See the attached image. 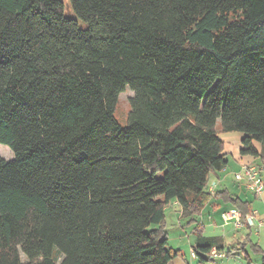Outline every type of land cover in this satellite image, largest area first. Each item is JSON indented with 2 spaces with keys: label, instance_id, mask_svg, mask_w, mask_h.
<instances>
[{
  "label": "trees",
  "instance_id": "1",
  "mask_svg": "<svg viewBox=\"0 0 264 264\" xmlns=\"http://www.w3.org/2000/svg\"><path fill=\"white\" fill-rule=\"evenodd\" d=\"M68 3L0 0V264H170L166 207L208 202L218 129L264 158V0Z\"/></svg>",
  "mask_w": 264,
  "mask_h": 264
},
{
  "label": "crops",
  "instance_id": "2",
  "mask_svg": "<svg viewBox=\"0 0 264 264\" xmlns=\"http://www.w3.org/2000/svg\"><path fill=\"white\" fill-rule=\"evenodd\" d=\"M218 134L224 144L223 152L228 158V165L226 166V168L212 172L210 174L205 190L206 192L211 194V197L208 202L205 203V205L201 208L198 214L191 215L187 213L176 200L172 201L166 207V223L169 216H176V227L180 228L178 235L174 237V241L177 242L178 247H172L177 250H181L183 254L181 258L184 264H204L200 262L198 257H194L192 255L193 246L198 239V234L204 235L208 229L218 228L215 220V216L216 214L218 215V211H221V217L223 220L224 212L232 209H238L228 201L229 198H239L242 201H246L251 204V212L255 214L257 220L261 223V225L258 228L257 232L247 226L242 229H236L234 225L232 227L233 229L228 227L225 228L224 226L221 227L224 233L221 238H223L229 248H232L239 243H245L244 248L236 251L235 256L231 258L226 257L229 260V262H226V264H242L236 261L237 258L238 260H241L242 257H244L246 264H263L264 193L261 196L255 195L247 188L244 182H238L235 179V173L240 171L244 164H254L260 167L262 176L264 178V158H262L261 156L241 154L240 149L242 146L244 133L239 131L222 132L220 129H218ZM255 146L259 152H261V150L263 149V145L259 142H256ZM212 183H215L213 192L210 190V185ZM201 216L205 218L204 222H200ZM222 225H230V223L226 224L223 220ZM237 246L241 247L239 245ZM249 251L255 253V255L258 256V259L253 258Z\"/></svg>",
  "mask_w": 264,
  "mask_h": 264
},
{
  "label": "rangeland",
  "instance_id": "3",
  "mask_svg": "<svg viewBox=\"0 0 264 264\" xmlns=\"http://www.w3.org/2000/svg\"><path fill=\"white\" fill-rule=\"evenodd\" d=\"M65 2H66V7H67L68 13H71L68 0H65ZM133 95H134V93H133V91L130 88H127L124 92H122L119 95L118 105H117V109H116L115 115H116L117 119L119 120V122L121 124H125L127 122V117H128L129 111H130V98ZM0 156L5 158L6 160H11L14 157L12 150L7 145H3V144H0ZM215 217H216L215 220H216L218 228H216V229L210 228V229L207 230V232H205L204 235L207 236V237L215 236V237L221 238L222 235L224 234L223 230L221 229V227L224 226L225 228L226 227L232 228L234 224L230 223V225H222L223 220H222V217H221V211H218V215L216 214ZM200 219H201L200 222H204L205 221V218L203 216H201ZM176 221H177V217L176 216L175 217L169 216L167 218V227H168L167 231H168L169 239H170L169 242H170V245L173 246V247H178L177 246L178 245L177 242L174 241V237L176 235H178V232L180 231V228L176 227L177 226ZM219 229H221V230H219ZM249 252H250V254H251V256L253 258L258 259V256H256L255 253H253L252 251H249ZM22 258L24 259V261H26L24 255H22ZM236 261L240 262L242 264H246L244 257H242L241 260H238V258H237ZM226 262H229V260L225 257V258H219V259H215V260H212V261H208V262H206L204 264H226ZM180 263H183L181 257H179V258L175 259L174 261L170 262V264H180ZM259 263H261V262H259ZM196 264H198V263H196ZM254 264H257V263H254Z\"/></svg>",
  "mask_w": 264,
  "mask_h": 264
},
{
  "label": "built area",
  "instance_id": "4",
  "mask_svg": "<svg viewBox=\"0 0 264 264\" xmlns=\"http://www.w3.org/2000/svg\"><path fill=\"white\" fill-rule=\"evenodd\" d=\"M235 179L238 182H244L247 188L257 196H261L264 193V178L260 167L257 165L244 164L241 170L235 173ZM214 188L215 183H212L210 185V190L213 192ZM223 220L226 224L233 223L236 229H242L245 226H249L256 232L261 225L254 213L250 212L244 216L239 209H232L224 212ZM192 255L197 257L194 251L192 252ZM209 256L215 260L225 258L226 253L214 247L211 249Z\"/></svg>",
  "mask_w": 264,
  "mask_h": 264
}]
</instances>
